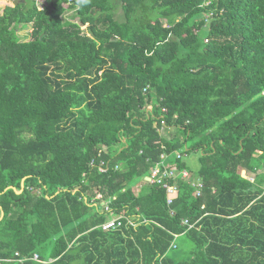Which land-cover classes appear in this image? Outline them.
Returning <instances> with one entry per match:
<instances>
[{
	"label": "trees",
	"instance_id": "16d2710c",
	"mask_svg": "<svg viewBox=\"0 0 264 264\" xmlns=\"http://www.w3.org/2000/svg\"><path fill=\"white\" fill-rule=\"evenodd\" d=\"M7 1L0 264H264V0ZM179 150L203 188L168 205L144 178Z\"/></svg>",
	"mask_w": 264,
	"mask_h": 264
},
{
	"label": "built area",
	"instance_id": "2783aa9c",
	"mask_svg": "<svg viewBox=\"0 0 264 264\" xmlns=\"http://www.w3.org/2000/svg\"><path fill=\"white\" fill-rule=\"evenodd\" d=\"M72 0H67V4L71 3ZM145 90V88H144ZM152 110V105H148L146 107V111L149 112ZM165 109L162 108V111H164ZM160 127H166L165 122L161 121V126ZM175 152V159H181L182 158V153L180 151H173V153ZM167 158L168 155L165 153H162L160 155V160L149 169V173L148 175L145 176V180L150 183V184H157L160 185L162 188L165 189L166 194H167V204L171 205L174 202L175 196L177 194L178 191V186L176 184L177 179H184V180H188V182L194 187L195 190V194L196 195H200L202 188H203V183L200 177H198L197 175H193L191 174V172L186 169V168H178L177 166L173 165V164H169L167 163ZM96 162L94 160L91 161V165H95ZM107 162H105L104 159H100L98 161V166L100 168L101 171L106 170V165ZM106 166V167H105ZM117 168V166H116ZM245 171V170H243ZM247 178V177H246ZM248 179H250L251 181H253V177H249ZM264 189V187H263ZM99 194V199H103L102 198V194ZM102 205L105 206V209H110L108 206V200H105L102 202ZM173 211L171 210V213ZM128 222H130L132 225L133 223L128 219ZM122 224V216H116V215H112L109 219H107L106 221L100 223V227L103 230H109V229H113L116 227H119ZM182 224L188 225V228L193 226V223H190L188 218H184L182 219ZM15 255H18V253L16 252ZM33 259L35 261H41V259L39 258L37 253H34L33 256L30 258ZM25 258H19V261L22 262L24 261Z\"/></svg>",
	"mask_w": 264,
	"mask_h": 264
},
{
	"label": "rangeland",
	"instance_id": "374dc122",
	"mask_svg": "<svg viewBox=\"0 0 264 264\" xmlns=\"http://www.w3.org/2000/svg\"><path fill=\"white\" fill-rule=\"evenodd\" d=\"M6 4H11V2H9V1L6 0V1H2L0 3L1 6L2 5H6ZM67 17H68V15H67ZM114 17L116 19H118L119 21L124 20V14H123L122 9H121L120 6H118V8L115 10ZM81 29H86V26L85 25H82L81 26ZM29 30H30V26H27V27H24L22 29H19V32L22 35H25V37H27V34L26 33H28ZM158 132L161 135H163L164 137H167V138L168 137H172L174 134L177 135L179 133L177 129H174V128L171 129V128H167V127H163V128L162 127H158ZM180 152L182 153L181 161H183L186 164V168L188 170H190L191 172H193L194 174H196L197 169H198V166H199L198 165V162H197L198 161V157H199V152L196 151V150H189V151L184 152V153L182 151H180ZM174 156H175V152L171 155V157L174 158ZM240 173H241V175L243 177H247L248 178V176L246 175L245 171H243V169L240 170ZM133 182H134V180H133ZM133 182H132V184H133ZM98 197H99V194H97L94 197V199H99ZM103 201H105V200L102 199L100 203L102 204ZM93 208L96 209V207H94V206H93Z\"/></svg>",
	"mask_w": 264,
	"mask_h": 264
},
{
	"label": "water",
	"instance_id": "95a60500",
	"mask_svg": "<svg viewBox=\"0 0 264 264\" xmlns=\"http://www.w3.org/2000/svg\"><path fill=\"white\" fill-rule=\"evenodd\" d=\"M23 182H24V178L21 179V188L19 190H16L17 193H20L22 191ZM2 215H3V211L0 210V217H2Z\"/></svg>",
	"mask_w": 264,
	"mask_h": 264
},
{
	"label": "crops",
	"instance_id": "0c3cea01",
	"mask_svg": "<svg viewBox=\"0 0 264 264\" xmlns=\"http://www.w3.org/2000/svg\"><path fill=\"white\" fill-rule=\"evenodd\" d=\"M1 1H6V0H0V2H1ZM11 4H12V3H11ZM11 4H10V5H11ZM2 6H4V5H2ZM169 160H172V157H171V156L168 157V161H169Z\"/></svg>",
	"mask_w": 264,
	"mask_h": 264
}]
</instances>
